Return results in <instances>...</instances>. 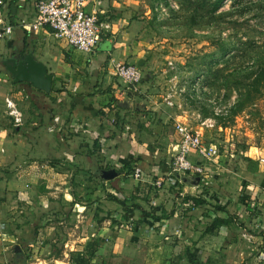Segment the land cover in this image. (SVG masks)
<instances>
[{"label": "crops", "instance_id": "crops-1", "mask_svg": "<svg viewBox=\"0 0 264 264\" xmlns=\"http://www.w3.org/2000/svg\"><path fill=\"white\" fill-rule=\"evenodd\" d=\"M86 10L110 26L90 54L50 29L21 27L34 18L36 0H2L0 23L15 27L0 43V205L11 220L0 239L27 261L39 242L55 249L102 239L144 247L154 264H264V153L238 161V153L223 157L218 147L214 161L201 160L213 165L209 185L185 176L181 182L171 157L175 121L187 111L171 108L168 95H154L148 0H88ZM27 52L54 75L50 93L15 83L4 71L7 57ZM120 62L152 75L140 90L125 91L114 74ZM6 96L21 112L20 124L8 114ZM111 167L117 177L98 176ZM66 251L41 254L67 264Z\"/></svg>", "mask_w": 264, "mask_h": 264}, {"label": "rangeland", "instance_id": "rangeland-1", "mask_svg": "<svg viewBox=\"0 0 264 264\" xmlns=\"http://www.w3.org/2000/svg\"><path fill=\"white\" fill-rule=\"evenodd\" d=\"M214 3L215 0H148L155 16L150 21L149 43L157 64L154 95H170V107L187 111L185 119L193 128L203 130L204 143L219 147L223 157L238 153L240 161L252 153H264V84L252 92L251 100L247 99L254 73L264 63V0H227L213 13ZM141 70L146 79L152 75L150 70ZM120 85L129 91L124 82ZM226 151L229 154L222 155ZM211 168L209 178L214 174ZM5 212L0 205V231L11 222ZM114 242L102 244L93 257L78 254L85 244L75 243L74 239L55 249L39 242L35 246L37 256L27 261L24 255L16 257L18 253L12 251L10 240L0 239V264H56L41 253L65 248L63 259L67 264H154L147 261L150 255L146 248H137L131 241L116 247ZM24 249L28 254L29 250Z\"/></svg>", "mask_w": 264, "mask_h": 264}, {"label": "built area", "instance_id": "built-area-1", "mask_svg": "<svg viewBox=\"0 0 264 264\" xmlns=\"http://www.w3.org/2000/svg\"><path fill=\"white\" fill-rule=\"evenodd\" d=\"M87 2L88 0H39L34 18L30 21L22 19L19 25L33 31L50 29L57 39L63 40L74 49L93 53L99 44L102 31L108 30L110 26L102 22L97 14L86 10ZM1 4L2 0L0 6ZM163 10L166 8L163 7ZM14 27L13 24L0 23V43L13 33ZM114 74L126 84L129 91L140 90L144 77L140 66L131 62H120L115 65ZM4 101L8 114L20 124L22 115L16 103L10 96H6ZM168 103L173 104L171 101ZM206 122L207 119L202 123ZM175 129L178 141L173 147L171 173L177 174L181 182L185 175L190 178L198 176L200 183L209 185V168L201 160H212L219 154L218 147L204 143L203 130L193 128L185 118L175 121ZM261 161L264 162V158ZM142 173V169L137 167L133 177L139 179Z\"/></svg>", "mask_w": 264, "mask_h": 264}, {"label": "water", "instance_id": "water-1", "mask_svg": "<svg viewBox=\"0 0 264 264\" xmlns=\"http://www.w3.org/2000/svg\"><path fill=\"white\" fill-rule=\"evenodd\" d=\"M3 65L15 83L28 82L36 89L46 93L51 92L54 75L48 71L47 66L43 62L35 57L33 52L7 57L3 61ZM119 174L114 167H111L100 169L98 176L103 180H112ZM186 180H190L193 184H198L200 177H188Z\"/></svg>", "mask_w": 264, "mask_h": 264}, {"label": "trees", "instance_id": "trees-1", "mask_svg": "<svg viewBox=\"0 0 264 264\" xmlns=\"http://www.w3.org/2000/svg\"><path fill=\"white\" fill-rule=\"evenodd\" d=\"M39 0H36V4ZM227 0H215V3L213 4L212 7V12H217L224 4V2ZM255 76L252 80V83L250 85V89L248 90V95H247V99H252V92L253 91H258L259 87L264 84V63L262 64V66L260 67L259 71L256 73H254ZM143 82V80H142ZM32 87L33 90L36 91H40L38 89H36L35 87H33L32 85H30ZM42 92V91H40ZM120 103V102H119ZM242 108L240 107L239 109H237L235 111V114L240 111ZM203 201H199L197 204H201ZM217 220V219H216ZM221 222V223H227L228 220L226 219H222V220H217V222ZM102 247V239H93L91 241H89L83 248L82 250H80L78 252V254H86L88 257H93L96 256V253L101 249ZM83 263V262H82ZM81 263V264H82Z\"/></svg>", "mask_w": 264, "mask_h": 264}, {"label": "flooded vegetation", "instance_id": "flooded-vegetation-1", "mask_svg": "<svg viewBox=\"0 0 264 264\" xmlns=\"http://www.w3.org/2000/svg\"><path fill=\"white\" fill-rule=\"evenodd\" d=\"M16 253V252H15Z\"/></svg>", "mask_w": 264, "mask_h": 264}]
</instances>
